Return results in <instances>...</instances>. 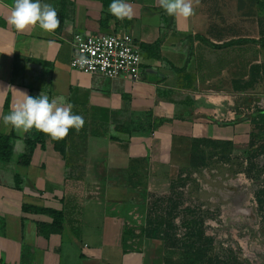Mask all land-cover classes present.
Wrapping results in <instances>:
<instances>
[{
  "label": "crops",
  "instance_id": "crops-1",
  "mask_svg": "<svg viewBox=\"0 0 264 264\" xmlns=\"http://www.w3.org/2000/svg\"><path fill=\"white\" fill-rule=\"evenodd\" d=\"M124 2L131 19L112 15V0H40L56 9L59 27L18 31L7 22L15 0H0V135H14L0 160V264H166L163 242L141 233L142 192L167 190L193 139L245 145L264 116V90L239 88L264 64L254 15L234 3L224 12L223 0H190L188 17L167 14L161 0ZM107 32L139 42V79L69 66L74 33ZM43 81L49 100L71 105L92 132L75 134L63 155L46 138L22 165L26 132L3 117ZM32 207L61 212V231L39 227L53 217Z\"/></svg>",
  "mask_w": 264,
  "mask_h": 264
},
{
  "label": "rangeland",
  "instance_id": "rangeland-1",
  "mask_svg": "<svg viewBox=\"0 0 264 264\" xmlns=\"http://www.w3.org/2000/svg\"><path fill=\"white\" fill-rule=\"evenodd\" d=\"M233 3L239 13L256 17L264 39V0H223V11L231 12ZM249 87L264 90V76ZM83 120L79 137L92 132ZM257 127L262 134L252 146L200 143L193 151L190 147L165 192H142L143 227L147 234L166 240V264H189V256L201 247L203 256L196 264H264V206L258 202L264 189V122ZM19 147L24 148V143H16L14 157ZM145 171L141 164L136 183ZM193 218L194 232L203 231L209 241L190 248L194 238H189L187 221Z\"/></svg>",
  "mask_w": 264,
  "mask_h": 264
},
{
  "label": "clouds",
  "instance_id": "clouds-1",
  "mask_svg": "<svg viewBox=\"0 0 264 264\" xmlns=\"http://www.w3.org/2000/svg\"><path fill=\"white\" fill-rule=\"evenodd\" d=\"M161 7L169 15H192L190 0H161ZM109 12L117 19L132 18V9L124 0H112ZM18 31L31 25H39L42 30L53 31L60 25L56 9L40 0H15L11 15L7 21ZM86 62L85 57H81ZM5 126L28 132L35 128L50 136L53 140L65 138L70 129L79 130L84 120L81 115L73 114L71 105L59 107L47 96L33 97L25 94V99L3 117Z\"/></svg>",
  "mask_w": 264,
  "mask_h": 264
},
{
  "label": "built area",
  "instance_id": "built-area-1",
  "mask_svg": "<svg viewBox=\"0 0 264 264\" xmlns=\"http://www.w3.org/2000/svg\"><path fill=\"white\" fill-rule=\"evenodd\" d=\"M71 45L69 66L83 73L132 80L142 73L141 46L128 33H74Z\"/></svg>",
  "mask_w": 264,
  "mask_h": 264
},
{
  "label": "trees",
  "instance_id": "trees-1",
  "mask_svg": "<svg viewBox=\"0 0 264 264\" xmlns=\"http://www.w3.org/2000/svg\"><path fill=\"white\" fill-rule=\"evenodd\" d=\"M261 45L262 48H264V39H262V34H261V38L258 41ZM259 75L264 76V64H258V65H253L250 68V77L252 78V80L257 79V77ZM48 81L45 82H41L39 83L36 87H35V93H33L31 96L33 97H37L39 95L41 96H49V88H48ZM235 84V83H234ZM253 84L252 81L245 83L243 85H239V88H248L249 85ZM236 86V85H235ZM49 98V97H48ZM263 116V115H262ZM261 119L262 121L259 120V122H257V125L264 122V116ZM159 122H161V120H159ZM257 125L255 126V131L250 133V137H249V142L248 145L252 146L253 145V141L255 138H257V136L259 134H262L260 131L258 130ZM76 134V130L70 129L68 135L60 140H53L50 136L38 131L37 129L33 128L31 130H29L28 132H26L25 135V144H26V151L18 157L17 162L22 164V165H27L30 161L31 158V154L33 152V149L35 148V146L37 144H39L42 148H44L45 146V139L48 138L50 139V141L53 144V148L54 150H56L59 154L63 155L65 152V148H66V143L67 141H69L70 139H72V137ZM13 134H9V135H0V160H4L7 161L10 158V154H11V141L13 139ZM200 143H218V144H229L230 142L227 141H214V140H210V139H205V138H201V139H193L192 143H191V150L193 151L194 149H196L198 147V145ZM16 187L20 188L21 187V181L19 179L16 180ZM259 195L262 196V198L258 199V202L261 204V206H264V189L259 191ZM32 210H35L37 212H43V213H48L53 217V221L51 224L46 225V224H39V227H43V228H47L51 231H55V232H60L61 231V222H62V213L59 211H55V210H51V209H47V208H31ZM188 223V227H190V231L188 232L189 234V238H194L191 241V245L190 248H194L196 245H201L203 246L204 244H206L209 240L207 239V237H204V233L203 231H197L196 233L194 232L193 229L195 224H196V220L193 218L191 220L187 221ZM141 233L142 235H144L147 238H157L156 236H154V234H147L148 232L146 231V227H142L141 228ZM153 233V232H152ZM0 234H4V226L2 221H0ZM203 237L205 240H203ZM159 239V238H157ZM163 241V245L166 246V240L161 238ZM200 246V247H201ZM195 255V257H194ZM201 256H203V248L201 247L197 253H193V257L190 255L188 258V263L189 264H196ZM221 262L216 261V264H220Z\"/></svg>",
  "mask_w": 264,
  "mask_h": 264
}]
</instances>
